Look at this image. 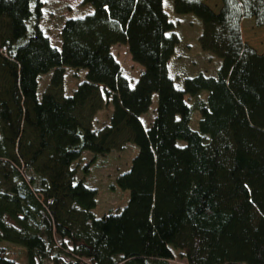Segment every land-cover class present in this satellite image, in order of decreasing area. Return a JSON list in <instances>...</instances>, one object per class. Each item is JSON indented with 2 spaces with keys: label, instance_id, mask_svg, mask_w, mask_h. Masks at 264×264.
I'll list each match as a JSON object with an SVG mask.
<instances>
[{
  "label": "trees",
  "instance_id": "obj_1",
  "mask_svg": "<svg viewBox=\"0 0 264 264\" xmlns=\"http://www.w3.org/2000/svg\"><path fill=\"white\" fill-rule=\"evenodd\" d=\"M83 3L93 11L63 22L58 48L40 26L43 0H0V264H19L11 245L28 264H264V48L242 32L245 19L264 27V0H173L202 20L200 45L222 61L216 77L183 89L168 74L179 37L163 0ZM116 44L143 67L134 86ZM66 67L86 73L64 96ZM106 105L114 111L99 125ZM129 141L139 151L117 176L129 201L97 217L98 190L76 163Z\"/></svg>",
  "mask_w": 264,
  "mask_h": 264
},
{
  "label": "rangeland",
  "instance_id": "obj_2",
  "mask_svg": "<svg viewBox=\"0 0 264 264\" xmlns=\"http://www.w3.org/2000/svg\"><path fill=\"white\" fill-rule=\"evenodd\" d=\"M44 15L40 20L42 30L50 37L56 47L61 46L60 29L67 18L86 15L93 11L90 5L83 3V0H43ZM208 4L218 9L220 0H207ZM163 7L168 17L176 25L175 32L179 37L175 52L168 61V74L174 80L177 88L183 89L185 80L198 74L216 77L221 66V59L211 52L205 51L200 45L199 38L203 31L202 20L194 13L178 14L174 10L173 0H163ZM212 7V8H213ZM215 8H213L214 11ZM244 40L258 49L264 48V27L258 28L252 19H245L242 23ZM112 51L122 66V72L128 78L131 86L137 82L143 67L135 63L130 55L129 48L125 44L112 46ZM86 71L84 69L65 68L64 82L60 87V94L69 95L83 81ZM52 73L40 76L39 97L48 89ZM207 91L201 92V98L206 99ZM186 100L193 105L195 99L186 95ZM158 97L154 94L152 105L147 113L141 116L145 128L150 127L156 116ZM113 105H106L97 114L96 123L102 125L107 122ZM201 112L194 109L191 117V127L199 130ZM105 121V122H104ZM183 143V142H181ZM139 149L133 141H129L122 151L114 150L109 154L97 155L84 153L79 159L78 179H82L88 186L98 190V205L94 212L97 217L108 213H117L127 205L130 192L123 190L117 185V176L131 167L134 157ZM3 244L4 242H0ZM10 257L19 264H28L27 250L19 245H11ZM69 259L68 257H65ZM174 264H186L183 260H176Z\"/></svg>",
  "mask_w": 264,
  "mask_h": 264
}]
</instances>
